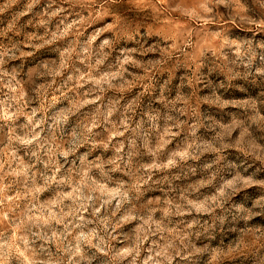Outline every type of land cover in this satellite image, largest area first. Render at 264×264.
Returning a JSON list of instances; mask_svg holds the SVG:
<instances>
[{
    "label": "clouds",
    "instance_id": "9594fccd",
    "mask_svg": "<svg viewBox=\"0 0 264 264\" xmlns=\"http://www.w3.org/2000/svg\"><path fill=\"white\" fill-rule=\"evenodd\" d=\"M0 37V264H264V0H30Z\"/></svg>",
    "mask_w": 264,
    "mask_h": 264
},
{
    "label": "rangeland",
    "instance_id": "374dc122",
    "mask_svg": "<svg viewBox=\"0 0 264 264\" xmlns=\"http://www.w3.org/2000/svg\"><path fill=\"white\" fill-rule=\"evenodd\" d=\"M30 0H18L17 3L13 4L11 9L7 12H5L3 15H0V29L5 28L9 23H13L14 18L17 13L23 12L26 10L27 5L29 4ZM5 0H0V5L4 4ZM29 19V16L22 17L20 21H17V27L23 20ZM28 33H25L27 35ZM39 34H43V30H39ZM0 39H3V37H0ZM51 46H46L45 49H42L40 53H38V58H46L48 56V48ZM189 67L185 68L182 72L178 71L175 67L173 66H166L165 68V74H166V82L173 84L177 89L181 87V84L183 83V78L184 76L188 75L190 71H194V65L191 62V59L188 61ZM36 65L33 62L32 59L29 60L28 67L29 68H34ZM28 78V75H25V79ZM37 80H40L39 77H36ZM157 79H159V74L157 75ZM137 93H143L145 92V88L143 86L137 85V88L134 89ZM231 96H238L237 93H229ZM35 106V105H34ZM23 118H21L22 122ZM5 132L7 129L4 130ZM6 143L5 137L3 133H0V148L4 147V144ZM234 151V150H233ZM254 171V169H253ZM257 178H264V172L258 173ZM251 194L255 195L256 190L253 189L251 190ZM119 246V245H118Z\"/></svg>",
    "mask_w": 264,
    "mask_h": 264
}]
</instances>
